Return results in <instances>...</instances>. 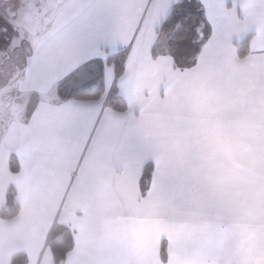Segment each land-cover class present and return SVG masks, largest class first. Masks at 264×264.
Wrapping results in <instances>:
<instances>
[{
  "label": "crops",
  "instance_id": "crops-1",
  "mask_svg": "<svg viewBox=\"0 0 264 264\" xmlns=\"http://www.w3.org/2000/svg\"><path fill=\"white\" fill-rule=\"evenodd\" d=\"M179 1L60 3L17 80L47 99L0 135V209L9 188L18 204L0 219V264H54L56 223L73 242L58 264H264V0H197L209 35L183 69L151 56ZM98 74V100L69 97Z\"/></svg>",
  "mask_w": 264,
  "mask_h": 264
},
{
  "label": "trees",
  "instance_id": "trees-1",
  "mask_svg": "<svg viewBox=\"0 0 264 264\" xmlns=\"http://www.w3.org/2000/svg\"><path fill=\"white\" fill-rule=\"evenodd\" d=\"M208 34L209 31L198 1L181 0L172 7L169 15L161 23L158 29V37L161 43L155 46L151 51V56L155 58L157 55H167L173 60L175 68L183 69L190 67L200 49H190L189 54L184 56V54L181 53L182 47L179 46L182 42L181 40L184 39L199 44L201 41L205 40ZM162 35H164V37ZM246 50L247 41L245 40L238 46V56L243 57ZM125 54V50H120L107 58L108 63H114V67L118 73L121 70ZM95 63L102 64L101 61ZM79 74L80 70L75 71L63 81V84L76 81L75 79H77ZM63 84L60 83L56 87V93L61 99L67 98L61 93ZM102 94L103 80L101 74H98L90 83L78 88L69 97L81 100H98ZM106 104L115 111H123L125 109L124 102L121 97L117 95L115 88H112ZM8 168L11 173H15L18 170L17 161L13 155L9 156ZM150 171V166L145 165L141 180V196L145 195ZM17 213L18 204L14 200L12 189L9 188L6 194L5 204L0 209V219H11L16 216ZM72 243V233L67 227L57 223L52 226L48 234L47 246L51 252L54 264H58L63 260L66 253L71 250ZM10 264H25V256L22 253H14L11 257Z\"/></svg>",
  "mask_w": 264,
  "mask_h": 264
},
{
  "label": "rangeland",
  "instance_id": "rangeland-1",
  "mask_svg": "<svg viewBox=\"0 0 264 264\" xmlns=\"http://www.w3.org/2000/svg\"><path fill=\"white\" fill-rule=\"evenodd\" d=\"M15 1L17 5L13 8H17L13 10L12 15H18L22 19L23 25H17L16 31L19 37L14 39L12 45L7 48V61L4 65L0 64V135L4 133L11 122L24 119L26 121L34 106L41 101L42 96L45 100L47 99L45 95L37 92H19L17 80L22 76V67L30 60L29 56L33 52L36 41L41 33L48 28L52 19L56 17L60 3V9L64 7L63 2L65 0ZM200 7L205 20L204 8L201 4ZM18 16V19H12L13 26L21 21ZM206 25L209 31L210 28L207 22ZM162 36L164 37V35ZM207 37L199 44L184 39L181 40L182 42L179 45L182 47L181 53L187 56L190 49L199 50L207 41ZM77 77L79 78V75ZM61 83L63 84V82ZM70 83L67 82L66 86H62L61 93L65 96L69 94Z\"/></svg>",
  "mask_w": 264,
  "mask_h": 264
},
{
  "label": "flooded vegetation",
  "instance_id": "flooded-vegetation-1",
  "mask_svg": "<svg viewBox=\"0 0 264 264\" xmlns=\"http://www.w3.org/2000/svg\"><path fill=\"white\" fill-rule=\"evenodd\" d=\"M16 10L8 0H0V64L7 61L6 50L19 37L12 25V12Z\"/></svg>",
  "mask_w": 264,
  "mask_h": 264
}]
</instances>
